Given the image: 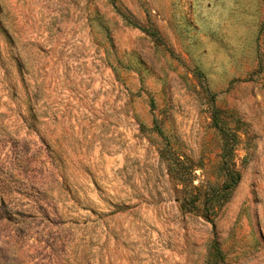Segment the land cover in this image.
I'll use <instances>...</instances> for the list:
<instances>
[{
	"label": "rangeland",
	"instance_id": "rangeland-1",
	"mask_svg": "<svg viewBox=\"0 0 264 264\" xmlns=\"http://www.w3.org/2000/svg\"><path fill=\"white\" fill-rule=\"evenodd\" d=\"M0 264H264V0H0Z\"/></svg>",
	"mask_w": 264,
	"mask_h": 264
},
{
	"label": "trees",
	"instance_id": "trees-1",
	"mask_svg": "<svg viewBox=\"0 0 264 264\" xmlns=\"http://www.w3.org/2000/svg\"><path fill=\"white\" fill-rule=\"evenodd\" d=\"M214 126H215V128L219 129L220 132L223 133V130H221L220 126L217 124L216 121H214ZM230 150H231V149H230ZM210 201H212V198H209V199L206 200L205 202H206V204H209ZM214 247H215L216 252L219 253V249H218V244H217V243H214Z\"/></svg>",
	"mask_w": 264,
	"mask_h": 264
}]
</instances>
